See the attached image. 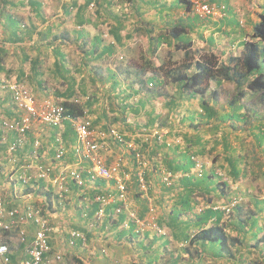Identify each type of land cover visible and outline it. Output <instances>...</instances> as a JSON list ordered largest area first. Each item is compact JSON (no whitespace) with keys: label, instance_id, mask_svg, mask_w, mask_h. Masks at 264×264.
<instances>
[{"label":"crops","instance_id":"0c3cea01","mask_svg":"<svg viewBox=\"0 0 264 264\" xmlns=\"http://www.w3.org/2000/svg\"><path fill=\"white\" fill-rule=\"evenodd\" d=\"M206 1L226 4L227 16L203 20L187 10L184 4H179V0H14L15 4L6 9L0 2V78L26 84L40 99L54 96L63 101L62 94L71 84H74L76 94H81L82 97L79 86L81 81H86L83 80L85 77L88 79V93L95 91L97 86L113 104L116 101L123 106L124 99L130 98L132 93L139 95L141 100H148L145 108L137 103L138 113L130 107L131 110L135 116L145 115L146 122L142 126H162L164 123L159 122L163 116L161 112L163 109L170 112L168 103L172 95H178V86L162 85L158 95L146 90L140 91L139 85L133 82V68H141L145 60H151L156 65L174 61L178 51L184 56V48H177V45L182 46L186 41H191L190 48L195 57H199L200 55H196L201 52L217 54L220 51V59L226 61L229 55H237L242 50L241 41L245 39V35H241L239 31L242 29L244 33V30H250L264 10V0H256L253 3L255 6H252L256 17L254 11H251L252 19L249 14L243 19L244 11L239 7L243 0ZM238 22L241 23L240 27L236 25ZM178 24L186 28L182 34L184 39L172 38L168 33ZM108 46H112L113 51L103 54ZM165 48H168V59L161 54ZM61 63L64 65L63 69L58 66ZM118 66L123 67V71L117 76L119 83L116 86L112 80L103 83L100 81L101 77L108 75V68L117 72ZM228 83L224 82L222 87L225 89ZM135 91L138 92L134 93ZM167 93L170 96L166 97ZM83 97L88 102L91 99L89 95ZM156 102L163 106L159 109ZM176 104L172 109L181 112L178 124H187V129L192 133L194 129L191 128V121L183 119L200 110V97L177 98ZM179 106L183 109H177ZM114 109L116 110L115 106ZM100 113L102 112L98 115L102 116ZM170 115L162 117L163 120ZM100 116L95 121L86 117L93 124L101 122L100 129L104 128L101 132L106 133V137L102 139L105 147L103 154L108 163H121L129 193L132 177L134 174L138 175L134 156L107 136L111 126ZM150 116L157 117L153 126L148 124ZM18 118L19 112L11 94L0 91V157L16 138L14 131L3 135L2 122ZM120 120L123 117L120 116ZM135 123H138L136 126H141L139 122ZM124 127L125 125L124 131L118 130L125 132L127 138H133L129 136L137 135V130L140 129H131L130 125L125 129ZM73 130L70 121H65L61 130L36 123L27 134L24 148L17 153V161L0 163V196L4 198L8 208L28 203L44 207L48 203L53 229L50 236L51 249L47 256L54 258L56 254L62 255L61 260L55 264H208L209 259L216 262L209 256L210 258L198 263L193 256L194 251L192 256L186 252L184 247L188 244L185 241H178L174 237L168 241L149 229L137 231V226L128 219L127 210L122 214L115 213L120 204L116 198H112L105 206V214L98 217L100 203L95 197L99 194L116 197L118 190L114 180L86 181L82 188L70 180L63 204L59 203L57 190L47 180L35 179L31 185L22 184L18 179L22 164L51 165L52 174L58 172L59 164L54 165V154L55 139L59 132L64 135L65 131L67 135L63 136L68 149L63 164L76 161L73 155L76 135ZM126 130L131 131L130 135H126ZM148 142L143 145L144 152L147 151ZM109 156L114 158L110 160ZM146 174L148 176L152 173L147 169L145 177ZM143 202V199L131 201V208L140 211ZM125 223L127 226H124ZM24 227L26 240H21L18 228L8 231L5 238L10 246V255L17 262L29 259L36 231L34 223H28ZM73 231L83 234L85 240L76 238L74 244H71ZM220 260L223 261L222 264L233 263L224 258Z\"/></svg>","mask_w":264,"mask_h":264},{"label":"trees","instance_id":"16d2710c","mask_svg":"<svg viewBox=\"0 0 264 264\" xmlns=\"http://www.w3.org/2000/svg\"><path fill=\"white\" fill-rule=\"evenodd\" d=\"M0 2L5 9L15 4L14 0H0ZM180 3L184 4L187 10H191L189 0H179ZM227 10L226 6L224 17L227 16ZM258 18V21L251 25L250 30H244V33L242 29L239 31L241 35H245V39L241 41L242 50L237 55H229L226 61H222L219 55L213 52L195 57L194 51L190 48L191 41L185 40L182 46L177 45V48L185 50V57L181 61L169 60L156 65L151 60H145L141 68H133V82L139 85L140 91L146 90L158 95L160 94L158 90L162 85L177 84L178 95H172L168 103L170 111L177 105V98L200 97V110L183 119L191 121V128L194 131L174 133L182 138L181 143L163 141L152 150L151 158L163 152L161 158H157L158 161L154 162L153 171L158 172L157 175H162L161 172L164 169L172 174L170 184L164 181L163 175L161 178L162 188L172 194L169 199V209H166L168 211L166 213L164 211L157 218L159 226L166 227L168 234L159 235L149 230L168 241L174 237L178 241L187 242L188 245L184 247L186 252L192 256L194 251L193 256L196 257L198 263L210 257L215 261L224 258L233 263L240 262L242 248H246L249 251L251 249L258 251L257 262L253 261L254 263L264 264V198H255L253 207L247 211L243 210L241 203L236 204L231 211L236 209L237 213L230 229L228 223L224 222V210L215 208L216 197L214 198V195H217L232 200L236 196L232 183H237L242 177H247L248 169L241 167L245 159L248 162H251L250 159L257 160L256 163L261 161V165H264V11L258 15ZM236 25L240 27L241 23L238 22ZM184 30H186L185 26L178 24L174 25L168 33L172 38L184 39L182 36ZM112 51L113 47L108 46L103 54ZM58 66L61 67L60 69L64 68L62 63ZM117 68L119 69L117 72L108 68V75L101 77L100 81L103 83L112 80L116 86L119 83L117 76L123 71H121L123 67L118 66ZM83 80L86 81H81L79 88L82 96H85L89 92L88 79L83 77ZM226 81L234 84L233 91H226L222 87ZM74 94H76V89L74 84H71L62 94L64 100L61 103L67 115L82 117L92 106V98L88 103H81L75 99L81 94L75 96ZM129 96L132 97L134 94ZM167 96H170V93H167ZM124 103V108H127L129 104L126 100ZM138 104L145 108L148 100L139 99ZM154 110L155 108L152 112ZM135 111L138 113V106ZM156 118L151 116L148 118L149 126L155 124ZM70 125L72 126L71 123ZM226 125L231 132L238 130L245 132L246 136L251 139L250 148L239 146L237 140L241 138L240 134H236L231 140L226 128L222 129ZM90 127L94 128L92 121H90ZM221 130L220 139L214 136L208 138L204 136L205 132L217 135ZM73 131L75 133V130ZM63 134L65 135V131ZM220 140L226 153V164L210 169L203 165L201 171L194 172L196 156H203L207 150L215 149ZM211 142L213 145L208 149L207 145ZM261 165L260 169L264 168ZM260 169L259 171L264 175V169ZM256 172L252 170L253 174ZM132 178L134 193L130 200L134 202L143 199L144 202L138 215L146 217L150 201L143 195L138 175L134 174ZM144 179L148 184L151 181V175L146 174ZM148 186L151 188L150 185ZM148 192L150 193V189ZM198 196L204 198V205L198 200ZM199 207L201 210H198ZM231 231L236 234L233 235ZM7 235L6 231L2 235V240H5ZM233 246H237V250L234 251ZM191 248L194 249L191 250ZM238 252L239 257H237Z\"/></svg>","mask_w":264,"mask_h":264},{"label":"built area","instance_id":"2783aa9c","mask_svg":"<svg viewBox=\"0 0 264 264\" xmlns=\"http://www.w3.org/2000/svg\"><path fill=\"white\" fill-rule=\"evenodd\" d=\"M191 2V12L199 18L206 20L209 18H222L226 15L225 4H215L206 0H189ZM122 58V56L120 57ZM0 91L9 92L19 112V118L15 120H4L1 130L4 136L9 131L16 133L15 140L8 146L5 154L0 157V163L17 161V151L24 148L27 134L32 131L36 123H42L51 127L63 128L65 121H70L75 133L76 142L73 145V155L76 161L71 164H63L67 155V147L63 140L62 132L56 136V149L54 156V165L59 164V170L52 174L51 165L43 164H22V170L18 175L19 181L24 184H30L35 179L47 180L57 190L59 203H64V196L69 191L68 182L71 180L78 187H84L86 181H95L97 179L114 180L118 194L112 195L99 194L95 200L100 203L97 212L98 217L105 214L107 206L112 198H116L120 204L116 207L115 213L120 214L124 210L128 211V219L137 226V231L149 229L159 235L168 234L166 227H161L157 223L156 209L149 199L148 212L146 217H140L138 211L131 208V200L128 195V184L126 175L121 168V163H108L103 154V138L106 133L98 132L90 127V120L86 113L82 117H71L65 113V107L62 100L54 96H46L43 99L38 98L32 89L24 83L11 82L0 78ZM79 102V98H76ZM157 133V131H156ZM107 136L113 138L119 145L124 146L134 156L135 164L138 169V178L144 194L148 195L149 186L144 177L147 167L151 163L143 150V145L134 138H127L125 134L117 128L109 127ZM158 137V136H157ZM161 138L160 136L158 137ZM196 159V158H195ZM203 164L196 159L195 171H201ZM163 179L168 184L171 183L172 174L162 171ZM240 198L235 196L225 207L216 206L224 210L225 214L232 211L233 207L240 203ZM62 203V204H63ZM49 205L44 207L34 203H28L23 206L8 208L4 198L0 196V264H55L61 260L62 255L56 254L55 257H49L50 236L52 225L49 215ZM230 214V213H229ZM34 223L36 231L30 248V257L17 262L10 255V246L6 240H2V235L7 231L18 228V234L21 240H26L25 225ZM124 226H127L125 223ZM71 244H74L76 238L85 240V236L78 231L72 232ZM84 236V237H83Z\"/></svg>","mask_w":264,"mask_h":264},{"label":"rangeland","instance_id":"374dc122","mask_svg":"<svg viewBox=\"0 0 264 264\" xmlns=\"http://www.w3.org/2000/svg\"><path fill=\"white\" fill-rule=\"evenodd\" d=\"M254 1H256V0H243L240 3L239 7H241V9L244 11L243 19H246L248 14L250 15V18L252 19L251 11H254V9H252V6L254 5L253 4ZM222 2H225V0H222ZM222 4H224V3H222ZM248 7L250 9H248ZM254 14H255L254 16L256 17L255 11H254ZM167 50H168V48H165L164 50L161 51V54L162 55L164 54L165 56H163V57H165L166 59H168L166 56ZM136 53L138 55L139 51H137ZM201 53L197 54L196 56H199V55L202 56L204 54H207L206 52H204L202 54ZM217 54L220 55V51ZM184 57H185V54L183 56V53L181 51H178L176 56H174V58L179 59V60L174 59V61H181L182 59H184ZM233 87H234V84L229 82L225 86V90L231 92V91H233ZM171 92H172V90L170 91V93ZM87 95H89L92 98V106H90L86 112V116H88L90 119H92L94 121L96 119H99L100 115H98V114L101 111L102 113H100V114L102 116H100V117H102L103 119H105L107 121V125L114 126L115 128H117L119 130L122 129V131H124L123 130L124 125H125V127L127 125H130L131 129L139 127L140 129L137 130L138 134L134 135V136H129V137H133V138L137 139L138 142H140L142 145H144V143H146V141H149L148 142V148L146 149L147 151L145 152V155L147 154L146 157L151 162L149 164V166L147 167L148 171L152 173V174H150L151 175V181L149 183V185L151 186V191H150V193L148 192V195H146V194H143V195H145L144 197H147V196L150 197V200L156 209L157 217H159L161 213L163 214L164 211L166 213L168 211L166 209H169V207H168V205L170 204L169 199L171 198L172 192L165 191L162 188V185H161V183L163 182V180H161L162 175L161 174L157 175L158 172H156L157 174L156 173L154 174L155 171H153L154 170L153 168L155 165L154 162L158 161L157 158H161V155L163 152H160L159 155L158 154L155 156L153 155L152 156L153 158H151V153H152V150L155 148V146H157V144L163 143V141H167V142H171V143H181V141H182L181 137L174 135V133L181 132V131H189V129H187V128H189L187 126V124H183V123L178 124V122L180 121V120L178 121V119L181 117V115H180L181 112L180 111L178 112L177 110H173L172 112L171 111L168 112L167 109H163L161 112L163 115L162 117H166V115L171 114L170 116H167V118H165V120H163L162 117L160 118L159 122H162V124L164 123V125H162L164 127L159 125V126L147 128L145 126H142V124H144L146 122L145 115L140 114L138 116H135L134 111L131 110V108L135 109L137 107V103H138L139 98H140L139 95H134L130 98L124 99V100H126V103L129 104V106H128L129 108L127 107L125 109L122 108L124 105L122 106V104H119V102L115 101L114 104L112 102H110V99L109 98L107 99L106 95L103 94L102 89L98 88L97 86H96L95 91H92L91 93H88ZM78 98L81 101V103H88V101L86 100V97H83V96L81 97L79 95ZM89 101H91V99ZM156 105H158L159 109L161 106H163L162 104H159L158 102H156ZM114 106L116 107V110L114 109ZM177 109L182 110L183 108L179 106ZM176 113H178V114H176ZM120 116L123 117V120H120ZM173 119L176 120L175 121L176 125H174V126H173V124L175 122L173 121ZM136 121L139 122L141 124V126H139V125L136 126V124H138V123L134 124V122H136ZM101 125L102 124L99 121L97 123H94V129L98 132H101L104 129V128L100 129ZM125 127H124V129H125ZM176 128L178 130H176ZM225 128H226V132L229 134L228 136L231 140H233V138H235L236 134H240L241 138L237 140L239 146L243 145L247 149L250 148V146H251L250 140L251 139L246 136L245 132L238 130L237 132L232 131L233 132L232 133L231 130L228 128V125L224 126L222 129L224 130ZM156 131H157V133H156ZM221 132H222V130L219 131V133L217 135L216 134L212 135L209 132L208 133L205 132L206 133L205 134L203 131V135L205 134L204 136L207 138L214 136V137H218L220 139L221 138L220 137ZM123 133H125V132H123ZM130 133H131L130 130L129 131L126 130V135H130ZM157 136L158 137L160 136L161 138L159 139ZM212 145H213V142L209 143L207 145V148L209 149ZM223 149L224 148H223L222 142L220 140V143L218 144L217 147H215V149L207 150L203 156H198V157L196 156V159L199 161V163L201 162L208 169H210L212 167L219 166L220 164H224V163L226 164V160H225L226 153ZM162 150L165 151L163 148H162ZM110 153H112V152H110ZM118 154L122 155V152H119ZM109 158L111 160L114 157L109 156ZM250 161L251 162H248V160L245 159V161H243V163L241 164L242 168L244 167V168L248 169V175L249 176L247 175V177H242L241 179H239V181L237 183H235V182L232 183V189L235 190L236 196L241 199L240 203L243 206L244 211H247L250 207H253V201L255 198H259V197L264 198V175H263V172L259 171L260 165L262 162L258 161V163H256L257 160L253 161L252 159H250ZM249 163H253V164L251 165ZM262 167H264V165ZM253 169L255 171H257L256 174L252 173ZM262 169H264V168H261L260 170H262ZM163 171H164V169H163ZM193 171L195 172V168H193ZM132 185H133V183L130 184V186H131L130 192L128 193L129 198H131V199H132V195L134 193L133 189H131ZM214 198L216 200L215 207L216 206H219V207L224 206L225 207L231 201V199L227 200L225 197L221 198L217 195H214ZM198 200L200 202H202L203 205L205 204V203H203L204 198L202 196H198ZM198 210H201V207H199ZM229 213L224 214L225 215L224 222L228 223V228L230 229L231 228L230 225H231L232 221H234V216L237 213V210L234 209L233 212H229ZM260 223H261V221H260ZM231 232L233 233V235H235V233H236L234 231H231ZM233 250L234 251L237 250V246H234ZM239 256H240V254L238 252L237 257H239ZM241 256H242V260H240V262L229 263V264H259V263H254V262H257V258L259 256L258 251H252V249L249 251L246 248H242V255ZM222 263H223L222 260H218L216 262H214L210 259L208 260V264H222ZM226 264H228V263H226Z\"/></svg>","mask_w":264,"mask_h":264}]
</instances>
